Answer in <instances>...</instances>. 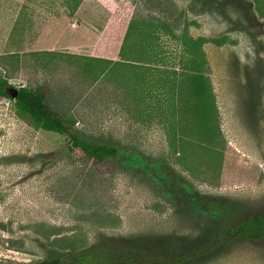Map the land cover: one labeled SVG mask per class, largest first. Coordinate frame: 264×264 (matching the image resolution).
<instances>
[{
    "label": "rangeland",
    "instance_id": "rangeland-1",
    "mask_svg": "<svg viewBox=\"0 0 264 264\" xmlns=\"http://www.w3.org/2000/svg\"><path fill=\"white\" fill-rule=\"evenodd\" d=\"M14 20L23 39L6 46L0 36L10 82L0 98V264L111 240L174 253L221 226L176 208L133 165L102 168L70 151L66 135L18 111L13 94L26 85L46 86L80 136L135 148L223 200L229 223L264 212V0H0V26ZM57 35L62 51H45ZM200 264H264V239L230 242Z\"/></svg>",
    "mask_w": 264,
    "mask_h": 264
},
{
    "label": "trees",
    "instance_id": "trees-1",
    "mask_svg": "<svg viewBox=\"0 0 264 264\" xmlns=\"http://www.w3.org/2000/svg\"><path fill=\"white\" fill-rule=\"evenodd\" d=\"M151 7L154 4L149 1ZM201 41L192 43L195 55L202 52ZM201 56H204L203 52ZM202 61V60H201ZM200 61V62H201ZM9 79L0 73V98H8ZM18 111L33 119L37 127L66 135L67 146L89 161L102 168L109 165L128 167L133 165L136 171L151 181L158 192L171 201L176 208L199 211L205 215L218 218L221 226L217 228L214 238L206 243L194 245L188 249L174 253H149L141 243L129 240H111L95 245L85 251H73L63 258L44 259L35 264H200L212 258L219 250L230 242L242 239L261 241L264 239V212H256L246 216L236 224L229 223L222 212L226 203L217 197L208 196L198 189L189 187L178 173L167 165H152L143 153L135 148L119 144H101L87 140L73 129L48 100L46 86H22L15 99ZM217 135H208L211 147L215 145ZM216 148V147H215Z\"/></svg>",
    "mask_w": 264,
    "mask_h": 264
},
{
    "label": "crops",
    "instance_id": "crops-1",
    "mask_svg": "<svg viewBox=\"0 0 264 264\" xmlns=\"http://www.w3.org/2000/svg\"><path fill=\"white\" fill-rule=\"evenodd\" d=\"M53 22L54 23H59V22H64V21L63 20L62 21H60V20H54ZM17 25H19V28L21 26H24L23 24H17L16 23V20H14L13 22L4 21V23L2 24V26H0V36H2V43H3V45H6V46L8 45L9 46L11 44L12 39L18 37V36H16V35H18L17 34V32H18V30H17V27L18 26ZM66 27H67V29H70L71 32H77V31H80V30L83 29L81 26H77L76 29L75 28L73 29L72 28V24L71 25H68V22L66 23ZM58 36L59 35H57V38H53L52 39V41H51L52 46L51 47H48V48H45V51H51V52H53V51H62L61 48H57L56 47V46H59V45L62 44V43L59 42V38L60 37H58ZM18 39H23V35L21 36L20 33H19ZM67 44H69V43H67ZM68 46L69 47L70 46L72 47V48H69L68 51L69 50H76V49L78 51H81L82 48H83V47H78V46H75V45H72V44H69ZM77 54H79V53H77ZM89 55H91L93 57H97V56L92 55V54H89ZM99 58H100V56H99Z\"/></svg>",
    "mask_w": 264,
    "mask_h": 264
},
{
    "label": "water",
    "instance_id": "water-1",
    "mask_svg": "<svg viewBox=\"0 0 264 264\" xmlns=\"http://www.w3.org/2000/svg\"><path fill=\"white\" fill-rule=\"evenodd\" d=\"M17 94H18V90H15V92H14V94H13L14 98L17 97Z\"/></svg>",
    "mask_w": 264,
    "mask_h": 264
}]
</instances>
